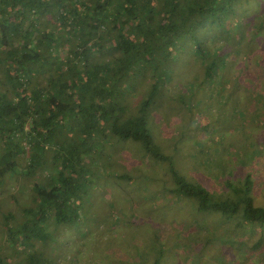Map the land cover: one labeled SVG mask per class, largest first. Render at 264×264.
I'll use <instances>...</instances> for the list:
<instances>
[{
	"label": "trees",
	"instance_id": "obj_1",
	"mask_svg": "<svg viewBox=\"0 0 264 264\" xmlns=\"http://www.w3.org/2000/svg\"><path fill=\"white\" fill-rule=\"evenodd\" d=\"M249 1L255 2L0 0V183L23 177L32 193L31 205L21 208L22 219L12 210L3 213L5 239L14 251L54 241L48 225L63 234L65 227L86 219V198L98 178L96 159L106 153V144L124 140L136 141L149 157L167 161L176 190L199 200L200 211L217 213L226 221L242 215L261 229L252 246L234 239L237 243L251 249L264 244V205L256 203L253 173L236 188L229 181L234 197L224 192L217 196L178 173L149 129L154 124L151 110L179 69V60L199 71L202 66L198 85L224 92V98L234 102L232 114L255 109H246L248 118L242 122L256 128L264 124V65L257 63L262 72L257 74L244 62L233 61L237 51H244L243 42L231 32L241 40L246 29H254L248 32L254 40L264 30L260 9L249 20L243 17L229 26L238 6ZM255 19L260 24H253ZM223 33L228 34L226 45L208 46L210 34L214 40ZM234 44L237 48L230 50ZM186 48L195 56L182 55ZM145 84L149 89L140 94ZM114 176L133 178L119 172ZM11 219L18 222L11 224ZM39 251H29L27 264L49 263L44 249ZM0 264H11L10 257L0 252Z\"/></svg>",
	"mask_w": 264,
	"mask_h": 264
},
{
	"label": "rangeland",
	"instance_id": "obj_2",
	"mask_svg": "<svg viewBox=\"0 0 264 264\" xmlns=\"http://www.w3.org/2000/svg\"><path fill=\"white\" fill-rule=\"evenodd\" d=\"M238 7L231 27L243 17L249 20L255 10L264 11V0L243 2ZM256 19L253 24H260ZM253 30L246 29L241 40L236 31L231 32V37L243 42L244 51H237L233 61L237 62L235 65L242 61L261 74L258 64L264 65V30L254 40L248 35ZM227 35L223 33L213 40L210 34L208 46L219 42L226 45ZM252 40L254 45L250 44ZM236 48L234 44L230 50ZM253 48L262 52L252 51ZM103 52L102 49L100 53ZM181 53L194 55L189 48ZM178 63L179 69L163 87V96L151 110L154 124L148 127L154 141L172 157L178 173L217 196L224 192L234 197L229 181L236 188L251 171L256 203L264 205V124L256 128L249 121L242 122L248 118V111L255 109L248 107V111L232 114L234 102L224 98V92L205 91L202 87H207L206 83L198 85L203 80L202 66L198 65L199 71L181 60ZM182 88L186 91L181 92ZM148 89L145 84L138 92L142 94ZM138 95L134 94L135 103ZM111 143L104 146L106 153L96 159L100 166L86 198L89 208L82 218L86 219L65 227L63 234L48 225L56 239L39 243L38 248L18 246L14 251L5 239L7 229L3 226V213L10 210L18 212L22 219L21 208L32 203L31 186L24 185L23 177L0 183V252L10 257L11 264H27L29 251L40 253V248L44 249L48 264H264V244L251 249L234 240L247 241L252 246L261 234L256 224H248L242 215L226 221L217 213L200 211L199 200L176 190L177 182L167 161L149 157L136 141ZM115 172L133 178L119 179ZM17 222L11 219L10 223ZM228 237L233 240L228 241Z\"/></svg>",
	"mask_w": 264,
	"mask_h": 264
}]
</instances>
